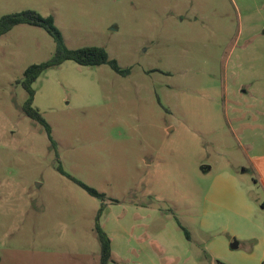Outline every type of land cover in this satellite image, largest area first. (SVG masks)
<instances>
[{
  "label": "rangeland",
  "instance_id": "rangeland-1",
  "mask_svg": "<svg viewBox=\"0 0 264 264\" xmlns=\"http://www.w3.org/2000/svg\"><path fill=\"white\" fill-rule=\"evenodd\" d=\"M27 9L131 72L44 71L33 105L54 147L17 81L55 41L29 24L0 36V264H99L103 201L59 166L106 195L109 264H262L244 236L264 224L246 153L264 143V0H0V17Z\"/></svg>",
  "mask_w": 264,
  "mask_h": 264
},
{
  "label": "trees",
  "instance_id": "trees-1",
  "mask_svg": "<svg viewBox=\"0 0 264 264\" xmlns=\"http://www.w3.org/2000/svg\"><path fill=\"white\" fill-rule=\"evenodd\" d=\"M19 24H29L45 29L53 37L56 44L55 51L48 60L28 66L24 72L23 77L17 81L28 94L27 99L23 104V111L27 116L41 122L45 126L49 140L51 141L52 145L56 147V142L52 137L50 125L42 116L39 109L33 105L36 95V90L33 84L36 82L39 76L44 71L53 67L60 66L67 60H73L77 64L83 66H100L102 64H109L115 72L123 76L129 75L131 72V68H123L115 59H110L107 50L101 46H83L74 49L69 48L65 43L62 32L56 26L53 16H43L33 9L14 12L0 17V36L6 34L13 27ZM59 170L64 175H67L84 189H86L89 194L103 201V204L96 216L95 232L100 243L99 264H109L112 261V239L105 231L100 222L103 210L105 208L104 202L106 199V195L67 174L61 166H59ZM180 226L184 230L187 238L190 239L191 235L188 229L181 223ZM262 264H264V261L262 262Z\"/></svg>",
  "mask_w": 264,
  "mask_h": 264
},
{
  "label": "crops",
  "instance_id": "crops-1",
  "mask_svg": "<svg viewBox=\"0 0 264 264\" xmlns=\"http://www.w3.org/2000/svg\"><path fill=\"white\" fill-rule=\"evenodd\" d=\"M248 143H250V148H249V150H246V153L249 156V159L252 163L250 171L256 175L255 176L256 178L254 179L256 184L258 186L262 187L264 190V143L254 141V140H248ZM244 200L250 206V204L245 199V197H244ZM262 208H264V200L262 201ZM257 225H258L257 228L252 229L253 232H248L246 234V236H244V237L245 238L250 237L251 239L256 241V246L259 245L261 248L264 249V232H263V236H261V237L257 233L254 232V230L263 229L264 224L259 223ZM238 245H239V243H238ZM114 250H115V245L112 241V253L114 252ZM252 254H254V253H252ZM263 259H264V256H263L262 260Z\"/></svg>",
  "mask_w": 264,
  "mask_h": 264
},
{
  "label": "water",
  "instance_id": "water-1",
  "mask_svg": "<svg viewBox=\"0 0 264 264\" xmlns=\"http://www.w3.org/2000/svg\"><path fill=\"white\" fill-rule=\"evenodd\" d=\"M237 246H238V242L237 241L232 242V247H237Z\"/></svg>",
  "mask_w": 264,
  "mask_h": 264
}]
</instances>
